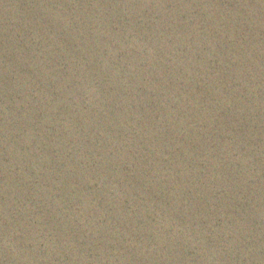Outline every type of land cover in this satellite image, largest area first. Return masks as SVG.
I'll return each mask as SVG.
<instances>
[{"label": "water", "instance_id": "1", "mask_svg": "<svg viewBox=\"0 0 264 264\" xmlns=\"http://www.w3.org/2000/svg\"><path fill=\"white\" fill-rule=\"evenodd\" d=\"M0 264H264V0H0Z\"/></svg>", "mask_w": 264, "mask_h": 264}]
</instances>
